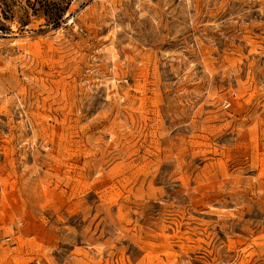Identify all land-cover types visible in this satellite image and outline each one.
Segmentation results:
<instances>
[{
	"label": "rangeland",
	"instance_id": "374dc122",
	"mask_svg": "<svg viewBox=\"0 0 264 264\" xmlns=\"http://www.w3.org/2000/svg\"><path fill=\"white\" fill-rule=\"evenodd\" d=\"M0 264H264V0H0Z\"/></svg>",
	"mask_w": 264,
	"mask_h": 264
}]
</instances>
